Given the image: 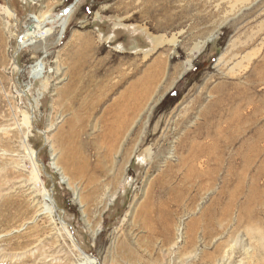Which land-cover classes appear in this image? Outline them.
<instances>
[{"label":"rangeland","instance_id":"374dc122","mask_svg":"<svg viewBox=\"0 0 264 264\" xmlns=\"http://www.w3.org/2000/svg\"><path fill=\"white\" fill-rule=\"evenodd\" d=\"M67 8V16L54 20ZM42 19L48 35L21 47ZM36 63L42 72L33 78ZM151 72L158 74L152 93L124 136L114 168L106 162V169L95 170L105 153L86 147L80 154L92 170L81 172L75 164L70 171L60 144L73 141L55 138L78 109L69 105L68 88L82 77L84 93L100 86L92 127L86 128L87 111H79L76 122L96 136L104 109ZM91 77L94 86L87 88ZM231 114L258 118L260 140L251 142L249 130L229 148L218 143L224 162L211 186L196 188L194 204L188 196L179 208L167 206L162 190L179 183L177 149L186 144L184 136L210 144L220 131L227 140ZM86 134L78 142L95 141ZM248 142L260 154L245 187L260 167V203L243 216L245 190L224 217L235 187L225 184L227 164L239 169L238 151ZM166 164L175 168L160 177ZM45 195L55 205L53 215L43 206ZM213 201L209 222L203 214ZM148 203L161 209L153 215L161 223L152 234L137 217ZM161 224L169 226L167 233ZM83 255L96 264H264V0H0V264H85Z\"/></svg>","mask_w":264,"mask_h":264},{"label":"bare ground","instance_id":"6f19581e","mask_svg":"<svg viewBox=\"0 0 264 264\" xmlns=\"http://www.w3.org/2000/svg\"><path fill=\"white\" fill-rule=\"evenodd\" d=\"M236 1H238L239 3H243L245 0H236ZM71 9L67 8L65 11H63L58 16H56L54 20L59 19L60 16H64L65 14L67 16L70 13ZM43 19L34 21V25H32L27 30L26 34L21 39V43H20L21 47H25L27 44H31L36 41L43 40V38L41 37L48 35L47 30L45 29V24H44L45 21ZM52 21L53 19H51V22ZM60 22H62L60 23L62 28L61 29V33H62L64 31V27L62 26V24H64L65 21H60ZM85 65H86L85 59L80 60L79 68L82 69V66ZM41 72H42V64L40 63H36L31 68V73L33 78H37L38 75L41 74ZM93 75L94 74H92V76ZM151 76H152V72L147 75L144 81L143 79L142 81H140V85H138L139 88H137V85H131L121 94V96L118 99L114 100L113 102L111 101V104L104 109L102 115L96 119L97 122H99V124L101 125V132L96 136L89 134L87 135L84 132L83 127L80 126L79 128L76 127V122L80 121V115L78 114V112L87 111L88 117L86 120V128L92 127L90 123V119H93L96 115V108L98 105L97 100L99 99L100 86L99 85L94 86V83L92 81L94 77H91L88 81L87 88H89L90 86L91 87L94 86V87L90 91L85 90L86 92L84 93V91L81 90L82 87H80L84 81V77H82L83 81L76 80V82L68 88L67 97H68L69 105L72 104L74 106L76 104L78 106V109L76 110L77 112L74 111V115L72 119L68 120L67 123L68 127L66 128V130L59 131L55 135V138L61 143L67 140L73 141L70 144H60L62 149L61 160L63 163L66 164L67 168L70 169V171L73 172L71 167L73 168L75 164L80 165L81 172L86 173L92 170V168H90V164L87 157L80 154L81 151H83L86 147L95 148L96 152L98 150H102L105 153L102 156H100V158H98L96 165L94 164L95 170H100L102 168L106 169L107 168L106 162H108L109 165H111L110 168H114L115 166L114 157L115 155L118 154L120 145L121 143H123L124 136L128 138L127 132L131 127L135 115H137L142 110L143 104L148 100L149 95L152 93L151 88L158 74L153 77ZM148 80L149 83L147 84ZM65 96L66 94L64 93L62 95L58 94V100H61V98ZM230 98L231 97L229 96V99ZM214 105L207 107L204 110L203 115L205 117L208 116V112L211 109H213V107L216 109L220 107V100L216 101ZM103 115H105L106 117H104ZM231 115L227 120V125L229 127L228 129H230L227 133L228 134L227 140L226 138L222 137V132L220 131L216 132L214 136V140L210 144H207L204 141L199 142L198 140L189 139L188 136H184L183 141H185L186 144H182V145L180 144L177 149V151L178 150L182 151L178 156V162H177L178 172L181 175L179 183L174 185L173 183H167L163 186L166 187V189L162 190V192L168 195L166 201L167 206H170V204H172L179 208L180 206H182V202H183L182 200H184L188 196H191L189 197V200L191 204H194L197 200L196 188L201 187V183L203 182H205L208 187L211 186L217 174L222 171V165L224 162L223 155H221V152L220 154H216V145L218 143L222 141L224 142L226 141V147L229 148L238 141L239 137L245 135L246 132H248L249 130H252L253 133V138L251 142L260 140V130L256 129V125L259 120L258 118L248 119L245 117L246 119L243 120V118H241L242 114L241 115L234 114L232 116ZM70 121L73 123L72 125L69 124ZM25 123L26 126L29 127L30 120L27 119L26 121H24V124ZM216 124H217L216 126L217 128L218 122H215L212 125H210L211 128ZM204 130L208 137L210 129L204 128ZM81 134H86L87 137L88 136L94 137L95 141L92 142L90 138L88 140L89 142L87 143L78 142L77 139ZM196 138L203 139L202 137H196ZM251 142L243 143L238 151V155L240 154V158H241V165L239 169H235L231 165V163L227 164L228 168L226 169L225 184H228L229 182L232 181L233 182L232 184H234L235 187L232 190V192H230L231 198L228 205H226L223 208L222 213L224 217L227 216V214L230 211V207L236 202L238 196L244 195L245 190H246V194L244 196L245 197L244 203L243 206L241 207L243 216H248L253 214L254 210L257 208V205L260 203V190L257 187V181L260 178V167L257 170L258 172L251 180L249 186L247 188L245 187V175L248 172L251 165L258 159V156L260 154V150L257 148V144L256 143L251 144ZM126 146L129 147L128 143ZM128 147L125 148V150L123 151L125 152V154H123L122 158H125V156L127 155V152L129 150ZM246 148L249 149V151L248 153L243 154ZM27 153L31 157V160H33L34 153L30 151L28 148H27ZM201 159H204L205 161H201ZM174 168H175L174 166H170L169 164H166L164 169L159 172L160 177H164L172 173ZM117 177L111 178V182L114 183ZM44 197L46 199L45 200L46 202H44L43 205L45 211L50 215L55 214L56 209L53 201H51V199L47 195H45ZM148 199H153L152 193L149 194ZM213 204L214 201L213 203L210 204L208 208H206L203 214L204 215L203 218L207 221L209 220V222L210 220H212V216H213L211 214ZM156 213L160 214L161 209H156L155 211H153L152 204L148 203L146 207L137 215V217L139 216L138 218L142 219L140 221L141 228L149 234L157 232L156 229L159 227L161 223L160 219L153 218V215H155ZM243 220H244L243 218L240 219V221ZM60 224L62 226L63 223ZM62 227L63 229L65 228L64 226ZM161 230L167 233L169 230V226L166 225V227H163L161 224ZM83 258L85 264L97 263L90 256L83 255Z\"/></svg>","mask_w":264,"mask_h":264}]
</instances>
